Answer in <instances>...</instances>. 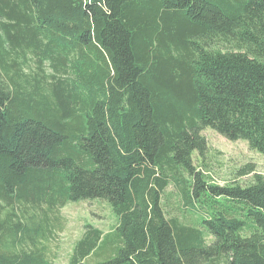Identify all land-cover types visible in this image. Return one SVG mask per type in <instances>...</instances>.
Listing matches in <instances>:
<instances>
[{
  "label": "trees",
  "instance_id": "1",
  "mask_svg": "<svg viewBox=\"0 0 264 264\" xmlns=\"http://www.w3.org/2000/svg\"><path fill=\"white\" fill-rule=\"evenodd\" d=\"M206 127L264 154V0H0V264L91 198L64 264H264V175L212 182Z\"/></svg>",
  "mask_w": 264,
  "mask_h": 264
},
{
  "label": "rangeland",
  "instance_id": "2",
  "mask_svg": "<svg viewBox=\"0 0 264 264\" xmlns=\"http://www.w3.org/2000/svg\"><path fill=\"white\" fill-rule=\"evenodd\" d=\"M202 133L207 139L208 148L202 158L194 151L193 162L210 176L212 182L223 184L235 181L241 185L248 184L252 180V172H239L246 163H253L255 170L264 175V154L250 148L246 140H230L210 127L204 128ZM171 189L173 186L168 185L167 190ZM45 208V203H42L40 208H28V211L35 213L38 218L26 219V232L32 237H37L41 232L37 233L34 229L42 225L44 228L47 225L45 234L36 239L37 245L44 248L53 264H64L68 261L72 247L81 236L85 223L98 226L107 232L117 222V215L109 201L101 198L69 200L63 206L55 207L54 211H49L47 217L43 214ZM17 209L19 212V208ZM24 236L27 237L26 234ZM22 244L26 249L33 247L30 242ZM104 246L105 243L99 247ZM90 258L94 261L104 259L96 258L95 255Z\"/></svg>",
  "mask_w": 264,
  "mask_h": 264
}]
</instances>
